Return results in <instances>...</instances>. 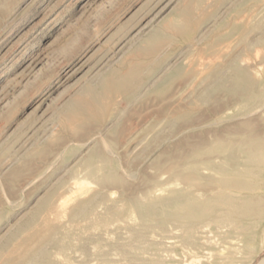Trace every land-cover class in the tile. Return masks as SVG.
Segmentation results:
<instances>
[{
  "label": "rangeland",
  "instance_id": "obj_1",
  "mask_svg": "<svg viewBox=\"0 0 264 264\" xmlns=\"http://www.w3.org/2000/svg\"><path fill=\"white\" fill-rule=\"evenodd\" d=\"M50 235L48 264H264V0H0V264Z\"/></svg>",
  "mask_w": 264,
  "mask_h": 264
},
{
  "label": "bare ground",
  "instance_id": "obj_2",
  "mask_svg": "<svg viewBox=\"0 0 264 264\" xmlns=\"http://www.w3.org/2000/svg\"><path fill=\"white\" fill-rule=\"evenodd\" d=\"M184 14V13H183ZM183 17V16H182ZM184 17L186 18L187 16L186 15H184ZM183 17V18H184ZM183 18H180V19H183ZM187 19V18H186ZM176 21H179L178 19L176 20ZM181 21V20H180ZM174 22V21H173ZM172 23V22H171ZM174 24V23H173ZM175 25V27L177 26V24H174ZM172 27V26H171ZM262 42V41H261ZM237 69H238V67H237ZM237 73L239 74V75H243V73L245 74V72L244 71H242L241 69H238V71H237ZM129 84V80L128 79H124L123 77L122 78H116V77H111L110 76V78H107L106 80H104V82H103V85H102V90L103 91H101V93L103 92L104 93V91H108V89H110V90H112V91H121V88H122V85L124 86V88H126V86ZM121 87V88H120ZM94 92H93V90L92 89H89L88 90V94L89 95H92ZM100 93V94H101ZM87 94V95H88ZM96 96H95V99H92L93 101H94V103L95 104H99L100 103V98H99V96H98V93L97 94H95ZM94 96V95H93ZM90 98H92V97H90ZM87 103V102H86ZM93 103V104H94ZM101 104V103H100ZM88 106H90V105H88ZM102 108V107H101ZM72 110L70 111V116H68L69 117V119H73V121H80V122H84V121H87L86 119L88 118V116H87V118L85 117V114L83 113V112H81V110L80 109H82V108H78V109H76V108H71ZM86 110V109H85ZM101 110V109H100ZM87 112V111H86ZM77 118H79L78 120H77ZM85 119V120H84ZM79 123V122H78ZM79 125V124H78ZM76 129V128H75ZM92 158V157H91ZM90 158V159H91ZM94 160L95 159H91V161L92 162H94ZM91 162V163H92ZM94 167V166H93ZM102 171V170H101ZM93 176H95L96 175V173H97V168L95 167L94 168V170H93ZM97 197V196H96ZM158 199V198H157ZM94 200H95V198H94ZM176 200V199H175ZM174 200V201H175ZM227 202V201H226ZM150 204H152V203H150ZM153 205V204H152ZM141 206V205H140ZM185 207H187V206H185ZM148 208V207H147ZM189 209H190V207H188ZM183 209V208H182ZM86 210V209H85ZM150 210V209H149ZM187 210V209H186ZM129 211V210H128ZM165 211H167V210H165ZM86 212V211H85ZM152 212V211H151ZM79 213H80V211H79ZM180 213V212H179ZM198 213V212H197ZM81 214V213H80ZM178 214V213H177ZM192 214V213H191ZM78 216V215H77ZM150 216V215H149ZM155 217V216H154ZM179 217V216H178ZM185 218H187V217H185ZM31 239V238H30ZM30 239H27V241H26V243L27 242H29L30 241ZM50 239H52V237H51V235L49 236V237H47V239L45 238L43 241H41V243H40V246L39 247H37V248H30V249H28V251L26 252V254L25 255H23V256H21V258H20V260L19 261H16V262H14L13 264H48L47 263V261H46V258H45V249H44V243H46V242H48ZM195 240V239H194ZM17 242V241H16ZM53 242V241H52ZM22 243V242H21ZM21 243H19V244H16L15 245V248H14V251L15 252H17V251H19L20 250V248H21V246L22 245H20ZM26 245V244H25ZM8 251H9V249H8ZM1 254L2 253H0V256H1ZM4 254V253H3ZM23 254V253H22ZM5 255V254H4ZM4 255H2L1 257H3ZM14 255L12 254L11 256H9V257H13ZM9 257H7V258H9ZM6 260V259H5ZM3 261V260H2ZM1 262V261H0ZM4 263V262H3ZM2 263V264H3Z\"/></svg>",
  "mask_w": 264,
  "mask_h": 264
}]
</instances>
